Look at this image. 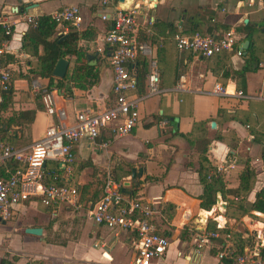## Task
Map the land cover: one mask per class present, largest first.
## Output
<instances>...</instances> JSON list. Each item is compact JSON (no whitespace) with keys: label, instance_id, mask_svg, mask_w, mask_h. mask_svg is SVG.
Masks as SVG:
<instances>
[{"label":"crops","instance_id":"obj_1","mask_svg":"<svg viewBox=\"0 0 264 264\" xmlns=\"http://www.w3.org/2000/svg\"><path fill=\"white\" fill-rule=\"evenodd\" d=\"M101 1L0 0V34L4 26L10 28L1 63L11 75L5 93L10 99L0 112V143L26 150L47 127H68L78 112H101L112 106L111 69L107 53L102 54L110 21L100 16L112 14L115 8L134 12L133 39L149 49L162 92L152 97H147L146 88L141 95L138 90L128 92L137 103L134 128L123 137H113L104 128L94 140H80L72 148L74 161L68 171L59 163L45 162V182L75 188L77 209L44 207L37 198L14 206L10 218L0 220V264H138L132 234L97 225L92 219V205L112 179L124 190V202L140 199L156 210L150 221L155 232L166 237L168 248L148 264H230L217 259L223 245L260 259L264 248V5L257 0H107L102 6ZM70 6L80 12L75 31L83 37L76 46L92 79L75 88L68 81L74 59L64 58L68 62L65 81L59 91L51 86L44 92L49 80L36 76L42 46L21 45L31 26L26 18H50ZM228 30L237 33L241 48L247 42L242 51L248 53L237 57L223 52L203 59L174 46L176 33L221 35ZM54 31L56 38L65 36L68 28L56 26ZM248 32L250 37L244 39ZM247 55L254 59L249 65ZM244 66L243 78L237 79ZM55 80L60 79L51 83ZM214 86L227 96L211 94ZM238 91L244 99L232 96ZM27 111H34L30 123L16 120L17 113ZM6 166L0 168L2 177L8 173ZM132 169L135 178L130 180ZM210 176L216 178L214 203L204 210L200 180L210 181ZM27 229H39L40 235L25 233ZM214 231L218 238L196 250V237Z\"/></svg>","mask_w":264,"mask_h":264},{"label":"built area","instance_id":"obj_2","mask_svg":"<svg viewBox=\"0 0 264 264\" xmlns=\"http://www.w3.org/2000/svg\"><path fill=\"white\" fill-rule=\"evenodd\" d=\"M264 5V0H257ZM108 4L102 0L101 5ZM102 20L110 21L103 38L104 51L108 55L112 78V106L101 112L85 109L74 116V123L68 127H47L43 137L35 142L29 149L16 150L0 143V168L7 162L15 161L23 169H15L7 177H0V220H8L14 206L22 204L30 198H37L40 204L48 208L68 206L77 209L78 194L75 188L63 185L45 184L43 167L45 162L59 163L64 169L74 161L72 148L80 140H94L101 129L109 128L113 137L126 136L138 122L137 103L128 98V92H133L135 83L132 69H128L134 57L138 54L147 60L148 72L145 77L147 97L157 96L162 92L158 89L156 62L150 56L149 49L142 44L135 43L133 32L136 25L132 10L113 9L112 14H103ZM27 23L35 26L37 20L26 18ZM50 20L57 27L64 28L69 24L77 29L81 16L76 6L63 8L53 12ZM3 34L10 37V28L3 27ZM0 42V91L5 92L9 87L10 72L2 67V45ZM174 46L179 52L208 59L223 52L234 53L237 57L242 55V48L238 43V35L228 30L221 35L193 33L186 36L181 33L173 35ZM181 89V85H178ZM211 94L227 96L219 86H214ZM233 97L244 99L241 92L232 94ZM106 142L102 147L106 146ZM121 185L107 181L102 187V194L92 205L91 215L93 222L112 230L127 231L136 241V256L138 264H148L151 260L162 256L168 248L166 237L157 234L151 219L156 210L152 204L136 199L123 201ZM227 237V236H226ZM218 238L216 231L198 235L195 239V249L199 250L207 243ZM218 260H228L230 264H264L260 259L240 254L235 255L224 245L217 254Z\"/></svg>","mask_w":264,"mask_h":264},{"label":"trees","instance_id":"obj_3","mask_svg":"<svg viewBox=\"0 0 264 264\" xmlns=\"http://www.w3.org/2000/svg\"><path fill=\"white\" fill-rule=\"evenodd\" d=\"M68 28V32L65 36H60L54 38L55 28L56 24L50 20L49 17L42 16L37 19L35 26H30L29 32L23 36L22 39V48L26 47V44H29V42H32L33 47L37 48V46H42L43 49V55L37 59L38 63V72L36 73V76L41 79H48V87L44 88V92H47L49 90V87H54L56 91H59L62 83L65 81V77L60 80H55V83H51L53 80V77L51 75L52 68L56 61L59 58H67V60H70L73 58V67L70 70L69 75V82L75 87V88H83V82H85L87 79L91 81V70L89 69L88 65L84 61V54L80 52V50L77 48L76 44L77 42L82 39V34H78L73 27H71L69 24H66ZM250 37V32L243 34V38L247 39ZM9 36H5L3 34V31L0 34V40L5 41L8 40ZM242 52H249L247 49ZM102 54L105 55L106 52L102 51ZM245 64L249 63L254 60L249 55L244 57ZM256 66V65H255ZM129 70L132 69L136 70V75L134 78V92L138 90L140 91L139 95L144 94L145 91V77L148 72V64L147 60L140 56L136 55L133 59V61L129 65ZM246 72V67L244 66L242 70H240L237 73V79L243 78L244 73ZM9 89H7L8 91ZM144 90V91H143ZM1 93V102H0V112L5 111L7 106V101L10 99V95ZM2 92V91H1ZM37 98H39L38 95H36ZM35 110H42V108H37ZM15 116H17L16 120H24L27 123H30L34 116V111H27V112H20L17 113ZM10 121V119H9ZM24 167L20 165L18 162L15 161H9L7 162V166L4 170H8V173H12L15 169H23ZM7 173V175H8ZM6 175V177H7ZM0 177L1 173H0ZM211 177V176H210ZM5 178V176H3ZM216 178H210V181L206 180H200L203 186V192L199 200L201 201L200 205L201 208L204 210H208L214 203V187L213 182ZM53 182V181H52ZM55 183V182H54ZM45 184H47L45 182ZM254 208L255 205H252ZM235 255H240L241 249L235 250L233 252ZM260 259L264 262V248L260 250Z\"/></svg>","mask_w":264,"mask_h":264},{"label":"water","instance_id":"obj_4","mask_svg":"<svg viewBox=\"0 0 264 264\" xmlns=\"http://www.w3.org/2000/svg\"><path fill=\"white\" fill-rule=\"evenodd\" d=\"M246 44L247 42H244V46L242 47L243 50L245 49ZM67 66H68V62L64 58H59L52 68V72H51L52 77L55 79H63L65 77ZM134 178H135L134 170L132 169L130 171V180ZM111 182H114V180L112 179ZM125 185H128V183H125ZM121 192L124 193V190ZM25 233L38 236L40 235V230L27 229L25 230Z\"/></svg>","mask_w":264,"mask_h":264},{"label":"rangeland","instance_id":"obj_5","mask_svg":"<svg viewBox=\"0 0 264 264\" xmlns=\"http://www.w3.org/2000/svg\"><path fill=\"white\" fill-rule=\"evenodd\" d=\"M255 34H257V35H259V36H261V35H262V34H260V32H257V33H255ZM263 58H264V57H261V59H263ZM41 90H42V89H39V90H38V92L40 93V92H41ZM250 103H252V102H250ZM263 103H264V102H263ZM263 105H264V104H263ZM262 113H264V112H262Z\"/></svg>","mask_w":264,"mask_h":264}]
</instances>
